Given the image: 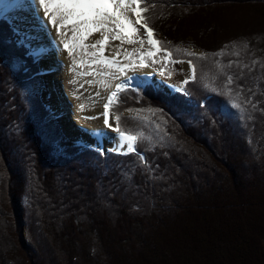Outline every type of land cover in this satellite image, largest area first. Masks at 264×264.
<instances>
[{"label": "trees", "instance_id": "16d2710c", "mask_svg": "<svg viewBox=\"0 0 264 264\" xmlns=\"http://www.w3.org/2000/svg\"><path fill=\"white\" fill-rule=\"evenodd\" d=\"M184 3L186 6H182ZM246 3L261 6L254 12L257 16H264V0H142L140 7L147 8L143 16L148 26L154 29V39L159 42L155 49L167 61H185L188 64L191 61V65L190 76L171 93L153 87L150 82L141 88L127 87L119 91L116 104L112 103L110 110L117 111V127L121 131L134 130L136 151L131 153L112 151L104 154L78 141L60 146L67 136L57 118L49 115L51 109L39 89L32 88L35 82H44L40 75H34L38 72V63L32 55H26L28 47L24 42H16L17 32L13 31L15 28L8 18H0V174L5 175H0V201L12 206L7 211L9 218H5L4 222L8 221L12 227L15 224L20 236L21 225L27 223V236L32 242L29 241L28 246L21 241V248L27 250V247L32 252L33 264H54V257L49 256L51 254L58 262L65 258L68 263L65 261L64 264H111L113 260L118 264H264V40H258L260 36L253 24L243 25L251 12H243L240 16L242 12H238L237 7ZM181 8L190 11V14L195 11L207 13L202 20L206 30H212L213 20H218L215 25L219 28L215 31H225L238 37L243 33L242 39L238 38L235 43L228 39L223 44L225 35L205 36L203 42L194 38L203 44L196 52L193 49L197 48L196 45L200 46L199 42L192 47L187 43L174 42L178 31L168 32L171 39L161 38V31H165L156 25L158 10H161L160 15L164 19L176 24L184 18ZM243 27L246 32H243ZM261 41L263 44H260ZM204 73L215 78L203 80ZM236 73L245 76L247 81L249 79L248 85L238 82ZM262 83L263 87L258 89ZM126 109L139 111L142 116L152 111L155 135L149 133L144 141L140 131L150 132V124L137 120L131 126L136 128H130L126 116L122 114ZM210 116L216 119L217 125L208 128L207 118ZM182 125L189 129L188 133L183 135L173 130L176 127L178 131H183ZM201 127L202 131L198 133L197 129ZM231 134L243 149H246L245 142L249 141L248 148L252 145L255 151L243 150V155L237 153L238 157L228 145ZM149 136L153 138L148 140ZM208 151L228 168L227 178L232 175L239 184L237 179L239 175L243 176L251 185V191H246L244 196L240 194V203H234L233 207L227 201L229 198L236 200L239 193H226L219 207L225 211L230 206L229 213L207 210L208 214L203 216L204 222L200 226L202 228L191 232L194 235L192 242L181 238V235L180 240L175 239V242L174 239L170 242L161 237L159 244L165 245L152 248L148 256L133 249L129 250V257L118 262L116 248H120L121 253L125 246H129L131 238L121 232L122 225L116 222L119 218L116 207H124L125 213L144 215L157 213L149 207L151 203L160 208H176L179 198L190 195L178 190L179 186L186 185L185 178L189 176L179 169L185 164L192 166L190 174L193 176L202 169L206 171L205 168H210V178L215 182L225 180L222 193L227 192L223 188L229 187L230 183L223 171L218 172L220 168L216 167L214 159L210 160ZM143 152L147 155L146 162H142L140 157ZM188 153H192L191 157L196 160L188 161ZM237 165H240L238 171L235 169ZM177 170L184 179H177ZM172 176L176 178L172 179ZM149 179L157 180L159 185L149 183ZM197 182L193 181L191 192L200 187ZM146 183L150 191H154L149 205L146 199L150 191ZM162 188L168 189V192L165 194ZM209 189V185L208 189L204 188L207 195L209 192L211 195L212 189ZM102 200H108L106 205ZM257 203L259 207L254 206ZM47 208L53 210L56 220L60 219L58 223L61 226L62 217L67 222L66 212L71 209L76 211L71 224L74 226L76 222L78 225L74 226L77 235L72 236L74 241L80 242V250L74 252L71 249L68 252L65 232H59L60 235L53 237L52 243L46 247L37 240L38 235L34 239L38 231L36 223L51 215ZM232 208L237 210L231 212ZM40 216L41 219L37 218ZM85 221L89 226L91 224L90 228L84 225ZM111 222L114 224L111 225ZM192 222L197 223L195 218ZM113 239L119 240V244H111ZM84 245L86 248L82 249ZM19 254H23L21 249Z\"/></svg>", "mask_w": 264, "mask_h": 264}, {"label": "rangeland", "instance_id": "374dc122", "mask_svg": "<svg viewBox=\"0 0 264 264\" xmlns=\"http://www.w3.org/2000/svg\"><path fill=\"white\" fill-rule=\"evenodd\" d=\"M16 4H17L16 0L15 3L12 2L11 0H0V17L8 18L11 25L15 29H17L16 31L18 32L17 40L18 41L23 40L26 43L27 47L29 48L30 51L29 54H32L35 57V59L38 61V69H37L38 72H35L34 74L40 75L39 77H41L44 80V82L43 83L40 81L35 82L34 86L32 85L33 86L32 88L34 90H37L36 88L39 89L41 97L45 100L47 105L50 106L51 112L49 115L51 114L56 115L62 131L67 136V139L60 142L61 147L64 146L66 143L71 144L78 141L87 147H93L95 149H98L96 148V146H93L91 144H88L80 140L75 135L81 134L78 132H82V129L80 127L83 125H85L86 127L88 126L87 129H89L90 127L92 128L103 127L104 102L106 101L108 95L111 92L116 91L118 94L119 91H121V89L120 90L116 89V85L118 83H123L125 87L129 85L136 86V84L140 83L141 79H143L144 83L148 81L152 83L151 85L153 87L162 88L166 93H171L172 89L173 90L177 88L179 89V87L182 86L183 81L190 76L189 64L185 61H179V62L167 61L164 55L159 53L155 48H153V46L148 44L147 36L144 33L143 27H141L140 25H137L139 32L138 34H134L133 36L134 42L132 44L112 40L111 37L112 35H114V33H112L111 30H109V32L105 33V35L109 37V42L106 45V51H101L98 47L97 48L91 47V45L95 44L97 40L101 39L100 34H90L85 40H81L80 36L82 35V33L79 30L73 31L72 26L67 25L64 28V32L66 33V38L65 36H56L55 29L52 28L51 25H48L47 29L44 28V21L46 18L43 17L42 13L40 14L41 19L39 20H37L36 14L34 13V17L36 18V21L34 22L35 25L33 24V22H30L28 18H26L29 13L27 11L28 7L31 6L33 8L32 0H25L24 5L22 6L19 5L17 7L18 10L21 9V12L18 16L17 14L15 15V11L14 12L12 11L13 8L9 10V8L12 5H16ZM247 4L248 3H246L245 5L240 4L237 7V11L242 12L240 16L243 15V12L246 11L251 12L250 13L251 15L248 18L244 19L243 25H245V23L253 24L260 36L258 40L259 39L264 40L263 37L264 16L263 15L257 16L258 14L254 12V9L261 8V6H255V4L251 6L250 4H248L250 5L249 7L247 6ZM182 6H186V3L182 4ZM181 10L184 18H180L178 22H176V24L170 22L169 20L164 19V17L160 15L162 13L160 12L161 10H158L157 12L158 16L156 15V25L158 27L164 28L165 31V32L161 31L160 34L161 38L162 37H164L165 39L170 38L167 35L169 31L170 32L178 31L177 33L178 36H176V40H174V42L187 43L189 44L190 47H192L191 45H195L197 42H199L197 40H194V38H197L198 40L203 42L202 40L203 37L205 36L210 37L211 35H214L215 37H220L221 35L227 36L226 37L227 39L226 38L223 39L222 41L223 44H225V41H227L228 39L230 40L229 42H233V43H235L238 38L240 40L242 39L241 36L243 33L238 37L235 35L227 34L225 31L224 32L215 31L214 29L219 28L216 27L215 25L218 23V20H213L214 26L211 27L213 31L206 30L204 28L205 26H203V21H202L204 19V16L207 15V13L205 12L195 11L193 14H190V11H186L183 8H181ZM19 18H23V19L21 20ZM129 18L134 20L135 16L129 14ZM109 27L111 28L112 26L110 25ZM244 29L245 28L243 27V32H246ZM49 30L51 31V36L48 35ZM240 32H242V29L240 30ZM41 37H43L44 40H42ZM141 39L144 41L142 44L135 42ZM39 41L40 42L43 41L42 42L43 46L41 48H43L44 51L39 52L38 54H34L38 49H40ZM63 43H68L70 45V50L73 53L71 56H69L68 52L64 50ZM260 44H263V41H261ZM55 45H59V50L57 51L58 55H60L59 64H56L52 50L54 49ZM199 45L200 46L196 45L195 47L197 48L193 50L199 52V48L203 47V44L199 42ZM149 52H153L154 55L149 56L148 55ZM44 54H46L47 56V59H45L46 61H43L42 59V56ZM128 58L132 60H129ZM141 58H143L146 67H138V66L135 68L128 67L126 68L124 73H119V67L125 66L126 64L129 63V61L138 65ZM104 61H109V63H104ZM46 62L49 65H55L56 69L54 73H58V71L60 72L59 81L52 80L55 76L54 73L51 74L52 75L51 78H48L49 75L45 70L46 68L43 67V65H46ZM69 68H71V70H69ZM32 70L35 71L36 69L32 68ZM244 77L245 76L242 77L240 74L236 73L237 81L243 82V85L244 84L248 85L247 82L250 80L248 79L247 81ZM201 78H205L203 80H209L208 78L214 79L215 77H213L209 73H204ZM69 81H71V83H69ZM60 83H63L65 88L64 90H66V92L69 95L68 97L70 102L68 103V106L72 108V112L71 113L69 112L70 115H68V122H65L64 124L62 122V113L60 109H63L66 104H64L61 100V92L59 91ZM262 87H263V83L262 85H258L257 88L261 89ZM234 92H236V90H234ZM240 95L242 96L241 93ZM242 97L244 98V95ZM113 102H115L116 104V97L113 98ZM73 106H74V111H73ZM138 112L139 111H131L126 109L122 111V114L126 116V119L128 121L127 125H129L130 128L132 129L136 128L131 126L134 125L133 123L134 122L136 123L137 120L143 123L145 121L150 124L151 126L150 132L145 131V133H143L142 131H140V136L145 141L146 140L145 137L149 133L152 134L153 136L156 133V126L153 120L154 115L152 114L153 113L152 111L145 112V116L141 115L143 113H138ZM109 113L111 118V123H110L111 128H117L119 123V121L117 122L116 119L118 116L117 111L111 110L109 111ZM154 114L159 116L156 112ZM75 117L78 118L79 122H75L74 120ZM207 120L209 123L208 128L210 126L213 127L214 125H217L216 124L217 121L213 116H210V118H207ZM69 122H72V124H69ZM182 127H183V131H178L176 127H174L173 130L175 132H180L183 135L185 133H188L189 129H187V127L184 125H182ZM197 130L198 133L201 132L202 127ZM133 131L134 130L130 132L127 131H123V132L127 135L134 136ZM110 132L112 131L110 130ZM82 133L89 134L87 131H83ZM116 134H117L116 132L108 134L110 137L108 142H112V140L114 139L113 135ZM232 135L233 134H231V137L228 138L230 141L228 145L233 151H236L235 154L237 155L238 153L240 155H243V150L244 151L247 150L248 152L249 149L248 146L250 142L246 141L244 144L246 149H243L240 146L241 145L240 143L233 140ZM152 138H153L152 136H149L148 140H151ZM136 140L134 141L135 143ZM160 141L163 142L162 140ZM100 144L101 145H97V146H101V148L102 147L104 148V146H106L105 141L103 140L100 142ZM110 147L111 145H108V147L106 146L104 148L105 150L104 154H107L109 152L107 151V149H109ZM250 149L254 150V147L251 145ZM118 151L127 152L128 149H122ZM216 151L219 152L217 148ZM208 154L211 156L210 160L212 161V159H214V161L218 165L216 167L220 168L218 169V172L223 171L227 182L230 183L229 187L223 188L227 192L222 193V187L225 184V180L220 179V182H215L212 180V177L210 178V176H212V172L210 168L208 169L205 168L206 171L202 169L193 176L190 174L191 173L190 169L192 166L185 164L184 167L180 166L179 169L182 170L181 172L182 174H185L186 172L187 175L189 176L185 178L186 185L184 186L182 185L181 187L179 186L178 190L179 193H181L183 190L184 193L186 192L187 194L190 195H186L185 196L186 198H179L178 201L180 204L178 203V206H176V208H172V206H169V208L168 207L160 208L155 204L151 203L149 207L152 210H156L157 213H154V215L152 214L144 215L143 213H137V212L125 213L126 211H124L125 210L124 207L121 206L116 207L115 208L116 212L119 213V218L116 220V222L117 224H120L119 226L122 225L123 229H121L120 227L121 232L125 234H129L131 238V241L128 242L129 246H125V250H128L127 252H125V250H122V252L120 253L121 251L120 248H116L118 249L117 254H119L118 258L116 257V259L119 260L118 262L124 260L123 258L125 257L126 258L129 257L131 255V252H129V250H133V249H135L136 251H141V253H143L144 256H148L150 253L149 251L152 248L156 249L158 247H162L165 245V244H159L161 243L159 242V240H162L161 237H163V240L166 239V241L168 240L170 242L173 241L175 242V239L180 240V235H181V238L189 239L192 242L191 238H193L194 235L191 234V232L194 230H199V227L204 222L203 216L208 214L207 210L211 213L212 211L213 212L219 211L223 214H225V212L229 213L230 206L226 208L225 211L223 207L222 208L219 207L221 201H223V197L227 196L226 193H229L231 195L233 193H237L238 191L239 195H237L236 200H230L229 198L227 201L229 203H232L231 207H233L234 203L235 204L240 203L241 195L244 196L246 191L249 192L251 191L250 190L251 185H249V182L248 180H246V178L239 175L237 179V182L239 181V184H236L234 176L229 175L227 178L226 169L228 168L223 166L218 161V159L209 151ZM215 154L217 153L215 152ZM141 155H143L144 157L142 159V162H146L147 161L146 153L143 152L141 153ZM188 155L190 156V159L188 161L196 160L195 158L191 157L192 153L191 155L190 153H188ZM179 159L182 160L184 158L179 157ZM185 160L186 159H184L183 161ZM210 165L212 164L210 163ZM236 167L237 168L235 169L238 171V167H240V165H237ZM176 173H177V179H184L182 178V176H180L178 170L176 171ZM0 175L5 176L2 173ZM178 176H180L181 178H178ZM171 178L172 179L176 178V176L174 177L172 176ZM195 180L199 181L197 183L200 184V187H198L197 190L191 192L190 189L192 188L193 181ZM148 181L149 183L156 182L157 184V180L150 181L149 179ZM168 182H170V180ZM1 184H2V180L0 178V185ZM208 185L210 187L209 191L212 189L211 195L209 191H208L209 192L208 195L204 192L205 186L208 189ZM210 185H215V186L212 187ZM145 186L148 187L149 188L148 190L150 191L149 184L146 183ZM236 187L238 189H236ZM162 192L166 194L168 192V189L162 188ZM153 198H154V191L153 193L150 191V196L148 197V199H146L147 204ZM102 201L104 205H106V202H108V200L107 201L102 200ZM99 202L101 204V201ZM48 203L50 206L51 202L48 201ZM109 204L112 205L113 203L112 204L109 203ZM254 206L259 207V204L257 203ZM5 208L6 211L4 210ZM10 208H12V206H10L8 202L6 204L5 202L0 201V211H2V214L0 215V219H1L0 220V243H1L0 264H33L31 260L32 252H30L27 247H26L27 250L21 248V246L23 247L21 241L22 242L25 241L28 244V246H30L29 241L31 240H29L28 238L30 237L27 236V227H28L27 223H25L24 226L21 225L20 230L22 234L20 236L19 231L16 228L15 224L12 227L10 226V223L8 221L4 222L5 218L7 219L9 218L8 216L9 214H7V211H9ZM50 208L49 209L47 208L48 210L47 212L48 214L51 215L47 217V219L46 217H43V220H41V222L36 223L38 231L36 232V235L33 236L34 239L38 235L39 238L37 240L42 242V245L46 247V245L52 243L51 241L53 237L60 235L59 232L60 233L65 232L67 234L66 244H67L68 252L71 251V249L74 252L80 250L81 248L80 242H77L76 240L74 241L72 236L73 234L77 235L75 233L76 231L75 227H77L78 225L76 224V222H74L75 227L72 226L71 224L72 218L75 217L74 212L76 211L71 209L70 210L71 213L66 212L65 216L67 218V222H64L65 218L62 217L61 222L63 223V226H61V224L58 223L60 219L56 220V217L54 216V214H52L53 210ZM235 210H237V208L236 209L232 208L231 212ZM124 213L125 215H123ZM192 216H194L197 223L192 222L194 221V218ZM37 218L41 219V216ZM10 219L14 221L12 217H10ZM22 219H25V217H23ZM112 224H114V222H111V225ZM84 225H88L87 221L84 222ZM90 226L88 225L87 227L90 228ZM2 232H4L7 235H4ZM154 234H157V236L156 235L155 236L158 237V239L155 238ZM35 242L37 243V241ZM111 242H114L115 244H119V240L113 239L110 241V243ZM78 246H80V248ZM145 246H149V248L146 249L144 248ZM83 248H86V246L85 245L82 246V249ZM20 249L23 252V254H19ZM49 256L54 257L55 259L54 264H60V263L64 264L65 261L66 263H68L65 258L63 261L60 260V262H58L59 260H56L53 254ZM13 260L14 262H12ZM111 264H118V263L117 261L113 260L111 261Z\"/></svg>", "mask_w": 264, "mask_h": 264}, {"label": "snow or ice", "instance_id": "6c2138e0", "mask_svg": "<svg viewBox=\"0 0 264 264\" xmlns=\"http://www.w3.org/2000/svg\"><path fill=\"white\" fill-rule=\"evenodd\" d=\"M141 3L142 0H32L33 11L36 14L37 20L41 19V13L46 18L44 21L45 29H47L48 25H51L55 29L56 36H65L66 38L64 28L67 25H71L73 31L79 30L82 33L80 36L81 40H85L90 34H100L101 39L97 40L91 47H98L101 51H106L109 37L105 33L109 32V30L114 33L111 37L112 40L132 44L134 42V34H138L139 32L137 25L143 27L148 44L155 48L159 42L154 39V29L148 26V22L143 16L147 8L140 7ZM129 14L135 16V19H130ZM110 25L112 26L111 28L109 27ZM13 31L16 32L17 29H13ZM48 35L51 36L50 30L48 31ZM135 42L142 44L144 41L141 39ZM63 48L68 52L69 56L73 54L68 43H63ZM54 50L58 51L59 45H55ZM43 51L44 49L40 48L34 54ZM148 55L153 56L154 53L149 52ZM104 63H109V61H104ZM189 64L191 65V61H189ZM137 66L146 67L143 58H141L138 65L129 61L125 66L119 67V73H124L128 67L135 68ZM52 71L53 69L50 67L47 69L49 73ZM143 86L144 80L141 79V82L136 84V87L141 88ZM124 87L123 83L116 85L117 90ZM114 97H117L116 91L108 95L107 102L103 105V124L105 128H109L112 132L119 133L120 144H126L128 152L131 153L135 151L134 141L136 137L125 134L118 127L111 128L110 126L109 106L113 103ZM116 119L118 122L119 117ZM95 134L103 135L102 132ZM100 151L103 153L105 150L101 148ZM107 151H118V149L110 147ZM143 158V155H141V159Z\"/></svg>", "mask_w": 264, "mask_h": 264}, {"label": "bare ground", "instance_id": "6f19581e", "mask_svg": "<svg viewBox=\"0 0 264 264\" xmlns=\"http://www.w3.org/2000/svg\"><path fill=\"white\" fill-rule=\"evenodd\" d=\"M12 2H14L15 3V0H11ZM17 1V4L16 5H12L10 8H9V10L11 9V8H13L12 9V11L14 12L15 11V15L17 14V16L20 14V12H21V9L20 10H18V6L19 5H24V2H25V0H16ZM22 8V7H21ZM29 13H28V15H27V17L26 18H28L29 19V21L30 22H33V24H34V22L36 21V18L34 17V11H33V8L31 7V6H29L28 7V10H27ZM26 18H24V19H26ZM19 19H23V18H19ZM19 23V22H18ZM27 24H28V22H27ZM22 25V24H21ZM35 25V24H34ZM33 25V26H34ZM26 27V26H25ZM41 39L42 40H44L43 39V37H41ZM43 42V41H42ZM42 42H40L39 41V48H41L43 45H42ZM38 49V48H37ZM53 50V54H54V59H55V61H56V64H59V57H60V55H58V53H57V51H55L54 49H52ZM49 53V52H48ZM47 54V53H46ZM46 54H44L43 56H42V59H43V61H46L45 59H47V56H46ZM129 59V58H128ZM129 60H132V59H129ZM43 67L44 68H46L45 70L47 71V69L50 67V68H52L54 71H52V72H47L48 73V78H51L52 77V73H54L55 72V69H56V67H55V65H49V64H47V62H46V65H43ZM60 68V67H59ZM59 74H60V72L58 71V73H54V78L52 79V80H56V81H59ZM60 86H59V91L61 92V100H62V102L64 103V104H66L65 106H64V108L63 109H60L61 110V113H62V122H63V124L65 123V122H68V115H70V113L72 112V108L71 107H69L68 106V103L70 102V100H69V95H68V93L66 92V90H64L65 88H64V85H63V83H60L59 84ZM65 92V93H64ZM105 102H107V99H106V101ZM104 102V103H105ZM73 105V104H72ZM73 111H74V106H73ZM70 112V113H69ZM75 115V114H74ZM77 116V115H76ZM104 119V118H103ZM74 120H75V122H79V120H78V118H74ZM109 122L111 123V118H110V115H109ZM69 124H72V122H69ZM80 127V126H79ZM66 128H69V127H66ZM81 129H82V132L83 131H87L89 134H85V133H82V132H78V133H81V134H79V135H75L77 138H79L80 140H82V141H84V142H86V143H88V144H91V145H93V146H96V147H101V146H97V145H101L100 144V142L103 140V141H105V144H106V146L108 147V145H111V147L112 148H117L118 150H122V149H127V146H126V144H120V142H119V133H117L116 135H113L114 136V139L112 140V142H108V140H109V135L108 134H110V133H113V132H110V130L108 129V128H105V126H104V124H103V127H97V128H92V127H90L89 129H87L88 128V126L86 127L85 125H83V126H81L80 127ZM97 132H102L103 133V135H98V134H95V133H97ZM136 136V135H135ZM106 146H104V148L106 147Z\"/></svg>", "mask_w": 264, "mask_h": 264}]
</instances>
